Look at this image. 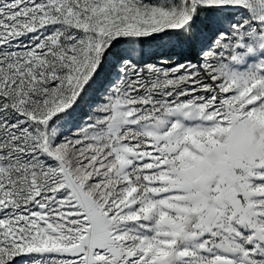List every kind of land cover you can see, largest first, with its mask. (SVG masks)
<instances>
[{
	"label": "snow or ice",
	"instance_id": "1",
	"mask_svg": "<svg viewBox=\"0 0 264 264\" xmlns=\"http://www.w3.org/2000/svg\"><path fill=\"white\" fill-rule=\"evenodd\" d=\"M0 264H264V0H0Z\"/></svg>",
	"mask_w": 264,
	"mask_h": 264
}]
</instances>
